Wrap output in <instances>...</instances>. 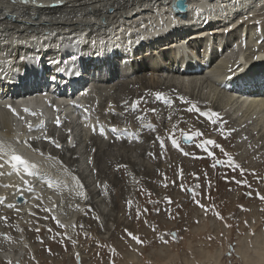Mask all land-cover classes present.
<instances>
[{
  "label": "rangeland",
  "instance_id": "1",
  "mask_svg": "<svg viewBox=\"0 0 264 264\" xmlns=\"http://www.w3.org/2000/svg\"><path fill=\"white\" fill-rule=\"evenodd\" d=\"M219 5L218 2L215 6ZM224 17L218 15L220 19ZM156 21L160 24L159 20ZM168 22L166 25L170 26ZM255 24L247 33L251 34L246 36L249 37L247 42L264 50V36L256 40L264 34V24ZM170 32L168 27L163 35ZM246 38L242 35L241 40L240 34L230 36L231 44L226 47L229 54ZM221 40V37L213 40L212 45L220 48L222 45L217 42ZM207 45L204 44L205 47ZM253 52L252 48L249 49L250 56ZM232 56H235L231 62L235 64L233 67L243 60L242 54ZM129 75L132 78L124 84L121 80L112 83V89L108 88L110 91H104L98 85L94 90L98 95L89 99L88 104L92 103V109H88L98 112L104 122H114L112 125L118 126L113 117L118 113L126 127L134 130L132 133L136 132L129 142L123 141L127 133H120L114 140L111 132L105 131L104 137L97 134L96 128L97 131H88V125L78 111H64L63 105L51 106L48 122L32 112L25 113L24 118L18 112L11 114L17 133L20 131L19 135L35 139L34 148L53 159L55 170L61 172L58 175L55 171L44 173L52 178H22L24 186L35 195L33 207L26 212L12 216L7 189L0 192V264L21 262L1 257L4 250L19 251L25 258L22 264H248L255 250H264V149L262 152L258 149L264 143V127L258 120L253 125L248 124L251 121L246 118L241 126L231 123V126L224 127L223 122L215 125L225 111L231 114V118L224 116L226 120L237 119L240 115L233 113L237 105L232 110L224 108L212 112L213 107L226 100L222 94L209 99L210 88L204 82L198 81L196 86L193 85L196 91L192 102H182L184 104L179 107L174 104V97L185 101L192 92H186L184 87L180 90L179 86L172 91L171 74H154L155 80L169 87L154 93L149 91L148 96L139 92L134 73L129 72ZM125 93L130 96L122 99ZM157 93L165 99L162 111L154 120L142 103L147 100L155 103L159 99ZM204 99L208 102L200 107ZM126 100L132 101L127 104L124 103ZM124 105L126 107L123 108ZM181 109L188 115H194L192 111H195L200 117H183V123L182 114L185 113ZM127 112L131 113L132 119L126 118ZM178 113L181 119L173 124L178 122L181 128L175 124L174 133L170 136L167 126ZM97 115L94 113L93 116ZM203 121L210 129L204 128ZM97 122L101 123L100 120ZM233 131H239L241 138H233ZM185 134L193 135L190 142L184 141ZM173 138L179 147L173 145ZM224 138L229 141L232 138L233 141L228 144ZM44 139L48 142L45 150ZM142 139L143 142L139 141ZM52 140L61 147L57 148ZM94 140L101 146L99 161ZM150 140L159 145L158 154L152 148L145 149ZM208 140L215 143L206 144ZM28 147H31L30 143ZM3 153L6 157L14 154L12 147L4 144ZM179 158L183 160L179 161ZM68 159L74 161V166L67 165ZM43 164L51 167L49 160H44ZM20 168L19 174L29 175L24 167ZM14 186L10 184L9 188ZM65 218H70L67 224ZM243 252L247 257L243 258ZM215 256H219L217 261Z\"/></svg>",
  "mask_w": 264,
  "mask_h": 264
},
{
  "label": "bare ground",
  "instance_id": "2",
  "mask_svg": "<svg viewBox=\"0 0 264 264\" xmlns=\"http://www.w3.org/2000/svg\"><path fill=\"white\" fill-rule=\"evenodd\" d=\"M218 2L220 5L215 6ZM178 7H183V16H179L175 12ZM218 15L225 17L220 19ZM156 19L160 21V24ZM167 22L171 23L170 26L166 25ZM255 23L264 24V0H35V3H32L31 0L29 3H24V0H0V54L8 58L7 61L3 58L0 60V82L8 86V88L6 86V88L0 90L2 93L8 92V96L4 100H0V142L4 145H10L14 154L22 156L29 163L45 167H37L34 170L38 173L37 175L19 174L20 167H23V165H18L19 171H16L8 163L11 157L4 156L3 151H0V164H3V167L0 168V173H3V175H0V192L7 189L9 203L14 205L9 209L12 216L19 212H26L34 205L35 195L27 186H24L22 178H52L44 173L55 171L58 175L61 171L55 170L56 163L53 159L41 155V152L34 148L35 139H27L25 134L19 135L20 131L17 133L16 127L11 122V114L18 112V115L24 118L25 113L32 112L41 119L44 117L43 121L48 122L51 117V115L48 117L49 111L52 110L51 106H64L65 103L64 111L72 110L76 112L80 109L78 113L85 119L84 121H86L85 123L89 128L88 131H94L95 126L98 130L95 131L99 132H96L99 135L101 133L100 127L103 126L105 131L112 133L114 140L118 139L120 133H127L123 141L129 142L132 139V134L136 132L132 133L134 130L130 131L126 127L127 124L118 116V113L114 112L113 115L116 118L115 122L119 123L116 126L112 125L115 124L112 121L104 122L103 119H100L97 115L98 112H92V103L88 106L89 99L91 100L96 94L98 95V91L94 92L98 85H100V89L106 91L109 90L108 88L112 89V83L121 80L124 84L128 81V78H132L129 72L134 73L135 80L139 84V92L142 94H147L149 91L154 93V91L165 90L169 85L166 87L163 83L162 86L160 81L153 78V75L164 72L168 75L171 74L170 76L173 77L170 82L172 83L170 84L172 91H175L174 88L179 86L180 90L185 88L186 92H192L191 97L185 99V101L174 97V104L179 107L184 104L182 102H185V104L191 103L195 94L194 91H196V87L192 88V86H196L198 81L199 83L204 82L210 88L208 92L209 99L212 96L222 94L226 100L223 104L218 103L219 106L213 107L212 112L224 108L232 110L237 105L233 113L240 115L237 119H230L231 114L225 111L224 116L230 118L226 120L222 115L217 119L215 125L223 122L224 127L229 126L231 123L241 126L243 119L246 118V120L251 121H248V124L253 125L258 120L259 124L264 127V50L258 48L259 45L256 49V44L248 43L247 38L249 37L246 38V36L251 35H247V33L251 32L250 28H254ZM166 26L169 27L171 32L167 35L160 34L161 29ZM244 27L247 31H245V34H243ZM73 33L75 35L71 39L65 38L72 36ZM237 34L244 35L246 40L243 43L240 42L242 43L241 46H239L240 44L236 45L230 55L226 48L228 44H231L229 37ZM262 35L264 36V34H260V37L258 36L256 40H259ZM219 37L222 38L220 42H217V44L222 45L220 48L212 45L213 40H217ZM84 40H88L87 42L90 43L97 42V44L94 48L84 46V53L82 54L81 51H77V48L80 42ZM241 40L243 39L241 38ZM205 43L208 44L207 47L204 46ZM251 48L254 52L250 56L249 49ZM20 51L44 53L42 59L45 68L41 70L42 80L35 88L39 91L38 93L34 91L28 93L30 92V85L25 84L16 76V73L23 71V69H18L19 72H16L17 68H13L17 57L19 56V59L24 61V63L19 62L24 65L28 56L27 53H19ZM246 52L249 55H246ZM51 54L53 58L48 57ZM235 54H242L243 60L233 67L235 64H233L234 62L231 64V62L235 56L232 55ZM222 55L223 57H220ZM130 60L132 64L129 63ZM13 61L14 64H12ZM236 62L238 63V61ZM77 66H81L82 69L88 66V73L85 75L83 72H79ZM27 69L30 70L31 75L38 73V66L35 63L29 64ZM73 69L79 75L68 81V75L71 76ZM103 70L108 72L99 78L98 74ZM4 72H6V75H4ZM80 77L81 79L85 78L84 82L87 81V84L83 83L85 87L81 86ZM97 77L99 82H96ZM112 77L113 79H110ZM89 78H92L90 82ZM62 80H65L64 83ZM76 80H79V82H75ZM110 80H113V82ZM50 82L53 83V86L50 85ZM59 86L64 87L61 93H58L57 90ZM166 92L170 96L168 91ZM75 96L81 98V100L77 102ZM129 96L130 94L125 93L122 99ZM164 99L165 97L159 98L155 103L146 99L147 101L142 103L143 108L148 110L149 115L151 114L150 117L154 120L157 119V113L164 107ZM126 101L124 103L128 104L132 100ZM207 102L204 99L200 107L206 106ZM88 107H91V109L89 108V110ZM151 109L153 111L149 112ZM129 110L131 111V108ZM181 112L185 113V115L182 114L183 123L185 122L183 117L191 115H195V118L200 117L195 111H192L194 115L192 113L188 115V112L186 113L183 109H181ZM94 113L97 115L96 117L93 116ZM180 114L173 118V121L167 126L166 131L170 136L174 133L175 124L179 129L181 128L178 122L173 124L178 118L181 119ZM201 115L203 116L202 113ZM131 117V113L127 112L126 118ZM94 118L97 121L100 120L101 123H98ZM203 124L205 129H210L206 122L203 121ZM113 128L116 130L113 131ZM232 134L233 138H241L239 131H233ZM101 135L104 136V134ZM61 139L63 140L65 137L62 135ZM230 140L223 139L228 144L233 141L232 138ZM43 141L45 150V148H48V142L45 139ZM94 141L98 146L97 159L99 161L102 157L101 146L99 143L97 144V140ZM139 141L143 142L144 139ZM29 143L31 147H28ZM146 145L145 149L152 148L155 154L159 153V145L157 146L156 141L152 142L150 140ZM236 148H238V145H236ZM258 149L262 152L264 143ZM72 150L74 149L72 148ZM44 160L51 161V167L43 164ZM178 160L182 161L183 159L179 158ZM66 163L69 166H74V161L71 159L66 160ZM144 167L143 169H145ZM70 169L77 172L76 169ZM10 184L15 186L10 189ZM64 221L68 222L70 218H65ZM254 252V256L248 259V264H264V250L258 249ZM242 255L243 258L247 257L245 252ZM4 256L12 258L17 263L20 260V264L25 259L19 254V251L4 250L1 257ZM215 259L217 261L219 256H215Z\"/></svg>",
  "mask_w": 264,
  "mask_h": 264
},
{
  "label": "snow or ice",
  "instance_id": "3",
  "mask_svg": "<svg viewBox=\"0 0 264 264\" xmlns=\"http://www.w3.org/2000/svg\"><path fill=\"white\" fill-rule=\"evenodd\" d=\"M29 2H30V0H24V3H29ZM31 2L32 3H35V0H31ZM157 98H162L160 93H157ZM33 115H35V113H33ZM56 123H57V125L60 124L59 119H57ZM30 127H31V125H30ZM94 130H95V126H94ZM112 130L115 131L116 129L113 128ZM100 132H101V134L106 135V132H105V129L103 128V126L100 127ZM51 142L54 143L57 148L61 147V145H59L58 143H56V141L52 140ZM172 143H173L174 146L179 147L178 142L174 138L172 139ZM214 143L215 142L214 141H211V140L206 141V144H214ZM0 151H3V144H2V142H0ZM41 155H43V153H41ZM8 163H10L12 165V167L16 171H19L18 165H21L22 164L23 167H24V171L26 173H28L29 175H37L38 174L36 171H34L37 168V165L32 164V163H29V161H27L26 159H24L20 155L13 154L11 156V158L9 159ZM221 163H222V161H221ZM2 167H3V164H0V168H2ZM0 175H3V173H0ZM51 184H52V182L49 181V186H51ZM81 187H82V185H81ZM81 195H83V193H81ZM262 198H264V197H262ZM8 207L9 208H12V207H14V205L9 204ZM133 238L134 239H137V240L139 239L138 237H133Z\"/></svg>",
  "mask_w": 264,
  "mask_h": 264
},
{
  "label": "water",
  "instance_id": "4",
  "mask_svg": "<svg viewBox=\"0 0 264 264\" xmlns=\"http://www.w3.org/2000/svg\"><path fill=\"white\" fill-rule=\"evenodd\" d=\"M182 9H183V7H182ZM192 138H193L192 134H185L183 139L185 142H190L192 140Z\"/></svg>",
  "mask_w": 264,
  "mask_h": 264
}]
</instances>
